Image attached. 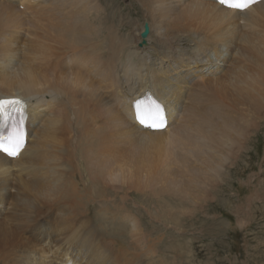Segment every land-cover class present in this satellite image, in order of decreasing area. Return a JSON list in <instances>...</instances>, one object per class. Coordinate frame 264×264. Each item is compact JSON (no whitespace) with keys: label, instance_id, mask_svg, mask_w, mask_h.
Listing matches in <instances>:
<instances>
[{"label":"bare ground","instance_id":"bare-ground-1","mask_svg":"<svg viewBox=\"0 0 264 264\" xmlns=\"http://www.w3.org/2000/svg\"><path fill=\"white\" fill-rule=\"evenodd\" d=\"M127 2L131 14L135 7L139 14L129 12L116 26V15H84L102 10L97 0H0V98L27 102L23 150L15 159L0 154V204L10 189L19 194L10 203L11 220L0 223V264H134L133 254L110 243L99 254L94 232L85 225L63 240L73 245L72 253L53 251L54 260L47 242L43 249L39 240L22 237L40 217L56 233L74 227L71 217L64 219L69 223L51 220L50 211L79 198L85 179L96 196L113 195L110 203L121 202L114 209L118 215H112L129 222L126 230L139 243L146 234L123 205L130 196L156 200L153 215L167 221L159 223L163 230L179 217L197 221L208 203L211 209L230 205L237 216L249 218L253 200H264L252 181L264 176L253 171L264 170L253 149V138L264 126V37L258 33L264 29V0L243 12L215 0ZM25 4L27 15L17 9ZM42 7L44 51L31 47L18 60L9 45L12 34L29 18L42 16L37 13ZM228 60L232 70L215 77L205 73L212 61ZM146 91L165 107L163 131L142 128L134 118L133 102ZM12 175L16 185L9 182ZM230 175L244 194L226 200L222 191L232 185ZM37 199L44 210L31 207ZM244 217L237 221L240 230ZM42 226L34 228L36 233ZM252 257L262 262L264 251L256 246Z\"/></svg>","mask_w":264,"mask_h":264},{"label":"rangeland","instance_id":"rangeland-1","mask_svg":"<svg viewBox=\"0 0 264 264\" xmlns=\"http://www.w3.org/2000/svg\"><path fill=\"white\" fill-rule=\"evenodd\" d=\"M97 1L99 2V6H100V8H102V10L99 9L96 13L93 11H90L88 13H84V15H87V14L88 15H90V14L91 15H101V13H104L102 15H116L115 18L112 20V24L117 26V25L125 23L126 20H125L124 15H128L129 12H130V15H135V12H138V14H139L138 8L135 6H134L135 10L131 14L132 10L129 11V7H127V4H128L127 0H97ZM215 2L218 3L217 0H215ZM261 2H262V0H258V2L252 6H255ZM26 6H28V5L25 4L24 8H21L19 6V8L17 7V9L20 11H23L24 12L23 15H27V12L25 10ZM34 7H36V6H34ZM40 12H42V13H40ZM37 13L39 15H42V16H36L37 18L34 17V19H32L33 17L29 18L27 21L29 23H27V22L23 23L25 27L22 28V30L20 29V31H18V33H16V34L14 33L15 35L12 34L11 38H13L14 40L12 39L13 41L10 42L9 45H11V48L16 53L18 60L20 59L21 61H23L27 57L26 53H28V51L31 47L33 48L34 46H37V48L42 49L44 51V45H43L44 44V37L42 35V32L44 31V26H43L44 25V7H42V9L40 8V10H38ZM38 14H35V15H38ZM30 20H32V21H30ZM30 27H31V29H30ZM35 27H36V30H38V32L34 29ZM263 31H264V29H261V28L259 29V31H258L259 36L264 37V33H262ZM36 36H38V37H36ZM41 38H42V40H41ZM39 42L42 44V46ZM28 54H30V53H28ZM23 57H25V58H23ZM21 61H19L20 64H21ZM212 62L213 63H209L204 68L205 73L206 74L210 73V76H213V75H211V72L214 73L213 77H215V76L220 75L221 73H224L225 71L228 72L229 70L233 69V68L231 69V67L233 66V63L231 62V60L226 61L224 64L222 62H219V61H217V62L212 61ZM215 68H217V69H215ZM39 124H40L39 122L36 123V128L38 127ZM260 130L261 131H259L256 134V138L255 137L253 138V141H254L253 145H255L253 147V149L258 150L257 152H258L259 158H261V160H264V137H263L264 136V126ZM255 142H256V144H255ZM253 171L258 173L261 176L264 174L263 173L264 170H262L261 168H257ZM15 177H16V175H12L10 177L11 179L9 180V182L11 185H13V184L16 185L17 182H16ZM22 178L26 179L24 176ZM22 178H20V179H22ZM13 179L15 182L13 181ZM259 179L256 180L254 178L252 181H253V184H256V186H258L257 188L261 192V194H264V188H263L264 187V176L260 177ZM230 180L232 181V185L230 187H226V189H224L223 191L221 190L222 191V198H224L226 200H228V198L235 197L234 196L235 193H238L241 196L244 194V193H242V189H241V187L238 186V183H237L235 177H233V175H230ZM230 180H228V182H230ZM77 181H79V180H77ZM91 184L92 183H90L87 179L82 180L80 182V186H82V187H80V186L78 187L82 191V193L79 196V198L83 197L82 199L81 198L79 199L76 197L74 199V202L72 200L64 201V202H67L65 204H69V205L63 206L62 209L56 208L57 212L55 210L50 211L51 212L50 213L51 220H54L55 218L60 217L59 220L60 221L63 220L62 223H69L68 220H64V219H67V218L69 219V217H71V219L73 218L74 223L76 221L77 225L75 224L74 227H72L70 230L68 229V232L56 233L57 231H55L54 228L46 229L47 225H44V221H45L44 219L46 217H40L36 220L35 223L32 222L31 223L32 225L28 224L29 226L31 225V227H28L27 229H25L23 231L22 237L28 238L29 240L31 239L30 241H32L33 243H36V244H37V242L35 240H39L38 245H40L42 248L44 247V242H47V245H45V249L48 250V247H49L50 251L48 252V256L50 258H52V260H54L53 251L55 253H57V252L60 253V251L64 252L66 250L68 252V254L72 253V251H73L72 246L73 245L70 243L65 244V242L63 240L65 237L68 236V234L70 235V233H74L75 231H78L79 230L78 226H81L80 228H82V225H85L86 231H90L91 233L94 232L93 235H95V237H92V239H97V241L94 243V245H95L96 249H98L97 252L99 254H101V253L104 254V252H105L104 247H107V245H108V247H110V244H111V246L114 247L115 250H116V248H118V249H121L123 253L124 252L126 254L128 253V255H129V253L133 254V256H134L133 262H135L134 264H151V263L152 264H264V261L259 262V263H257V261L252 262L253 251H254L256 246H258L259 251L260 250L264 251V207H263L264 206V200L261 201L259 199L260 197H257L255 200H253L254 201L253 202L254 207L249 211V215H250L249 218L244 217L243 214L242 215L239 214L240 216H237L238 212L235 211L233 209V207L230 205H229V207H231V209H226L224 207L211 209L208 207L213 206V204L208 203L207 208H205V210L203 212H200L199 214L197 213L196 216L194 217V218H197V221H195V220L194 221H190V220L186 221V220H183L184 219L183 217H179L178 214L173 213V217H176V218L179 217V218L177 219V221L173 220L174 223H173V221H170V224L171 223L175 224V222L177 224H175L173 226L171 224L168 226L169 227L168 229L163 230V228H161L159 226V225H161L159 223H164V222L166 223L167 221H164L163 217H161V216L158 217L159 218L158 220H155V217L153 215L154 212L152 209H154V207H158V206L154 205V204H156V200L155 199H154L155 201H153V199L145 200L141 196H137V195L130 196L127 199V201L126 200L124 201L126 205L124 204V202H123V205L127 209L128 214L130 216H134L136 218V220H138L139 225L142 226L141 229L146 234L145 235L146 240L144 239L145 240L144 241L142 238L140 240V243H139V242H135L133 240L134 237H132V234L129 232V230L128 229L126 230V228L129 227V224H128L129 222L125 221L123 217H115L112 215V213L115 215H118V214L114 213V211H115L114 209H117L116 206L118 204H120L121 202L119 203V201L117 200L116 203H110L112 197L115 198V196H113V195H112V197H110V195L109 196L106 195V196L101 197V198L96 196V193L93 192L92 187H90ZM84 185H85V187H84ZM95 191L97 192V189H95ZM14 193L17 194L16 190L10 189L8 191V194L6 195L7 197H5L2 204H0V223H6V222L10 221L11 217H9V215L10 214L13 215L15 213V210L12 208L13 205H11V204L13 203V198H16L19 194L15 195ZM143 199H144V201H143ZM9 200L12 202H10ZM36 201L38 202V205L35 204L36 206H31V205L30 206L32 208H40V209L44 210V208H43L44 202H41V199H37ZM98 201H100V202H98ZM102 201H106V202L102 203ZM133 201L139 202V203L142 202L143 206L141 208L137 207V206L133 205V203H132ZM166 201L169 203L171 202L173 204V202L171 200L167 199ZM72 203H73V205H70ZM74 204H75V206H74ZM144 204H147V205H144ZM148 206H149V208H148ZM71 207H72V209H71ZM255 208H257V209H255ZM8 209H10V211ZM101 209H103V210H101ZM175 210L178 211L177 209H175ZM75 211H76V213H75ZM109 211H111V212H109ZM59 212H61V213L59 214ZM160 212L158 211L159 214H161ZM67 213H68V216H67ZM106 213H108V214H106ZM143 214H144V216H143ZM69 215H71V216H69ZM136 215L138 217L139 216L140 217L138 218ZM145 215H146V218H145ZM242 217H244L242 219L243 220V222H242L243 227H241L242 229L240 230V227L238 226L237 221ZM198 220H200V222ZM46 222H48V221H46ZM144 222H146L147 224ZM157 222H158V224H157ZM56 223H57L56 224V226H57L59 223L58 222H56ZM149 223L151 225H149ZM180 223H183V224H180ZM40 225H43L42 226L43 230L40 234H38V233H36L38 231L34 228L36 226H40ZM151 226H155V229L152 232H150V230H149ZM119 227H121V228H119ZM98 229H99V232L97 233ZM48 231H50V232H48ZM164 231H166V232H164ZM99 233H101V234H99ZM44 234H47V238H44V236H43ZM169 234H170V237L168 239L167 236ZM41 237L44 238V240ZM54 240H56V241H54ZM57 240H58V242H57ZM98 241H99V243H98ZM131 241H133L134 243ZM142 241H143V243H142ZM148 241H150V242H148ZM56 243H58V244H56ZM141 243H142V245H141ZM136 245H137V247H136ZM122 246L125 248H122ZM134 247H136V248H134ZM91 249L93 250V248H91ZM141 249L145 250V252L142 251ZM100 250H101V252H100ZM133 251H136L138 256L135 252L133 253ZM139 251L142 253H140ZM106 256L108 257V255H106ZM131 256L132 255H130L129 257H131ZM71 257L73 258V256H71ZM101 258H103V257H101ZM62 263H60L59 261H55V264H62Z\"/></svg>","mask_w":264,"mask_h":264},{"label":"snow or ice","instance_id":"snow-or-ice-1","mask_svg":"<svg viewBox=\"0 0 264 264\" xmlns=\"http://www.w3.org/2000/svg\"><path fill=\"white\" fill-rule=\"evenodd\" d=\"M258 0H218V3L233 11H246ZM145 99L133 102L134 118L142 127L163 131L167 127L164 105L145 93ZM27 102L18 98H0V154L10 159L17 158L24 148V121Z\"/></svg>","mask_w":264,"mask_h":264},{"label":"water","instance_id":"water-1","mask_svg":"<svg viewBox=\"0 0 264 264\" xmlns=\"http://www.w3.org/2000/svg\"><path fill=\"white\" fill-rule=\"evenodd\" d=\"M141 45H144V42L142 41Z\"/></svg>","mask_w":264,"mask_h":264}]
</instances>
